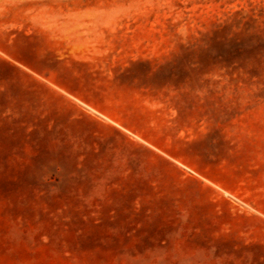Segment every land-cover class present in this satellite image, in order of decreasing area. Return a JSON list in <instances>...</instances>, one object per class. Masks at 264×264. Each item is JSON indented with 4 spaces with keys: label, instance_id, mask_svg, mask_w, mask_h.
<instances>
[{
    "label": "rangeland",
    "instance_id": "374dc122",
    "mask_svg": "<svg viewBox=\"0 0 264 264\" xmlns=\"http://www.w3.org/2000/svg\"><path fill=\"white\" fill-rule=\"evenodd\" d=\"M0 264H264V0H0Z\"/></svg>",
    "mask_w": 264,
    "mask_h": 264
}]
</instances>
